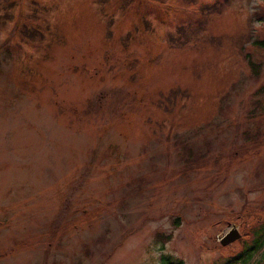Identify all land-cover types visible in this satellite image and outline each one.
I'll use <instances>...</instances> for the list:
<instances>
[{
	"label": "rangeland",
	"instance_id": "374dc122",
	"mask_svg": "<svg viewBox=\"0 0 264 264\" xmlns=\"http://www.w3.org/2000/svg\"><path fill=\"white\" fill-rule=\"evenodd\" d=\"M11 1L0 264H217L237 250L264 219V50L249 45L264 0L210 15L200 6L219 0ZM178 27L192 34L169 44Z\"/></svg>",
	"mask_w": 264,
	"mask_h": 264
},
{
	"label": "trees",
	"instance_id": "16d2710c",
	"mask_svg": "<svg viewBox=\"0 0 264 264\" xmlns=\"http://www.w3.org/2000/svg\"><path fill=\"white\" fill-rule=\"evenodd\" d=\"M186 3H192L194 0H184ZM226 0L214 1L213 3L209 4H203L200 6L201 12L205 15L215 14L218 12V10L221 8L220 6L225 3ZM127 3V2H126ZM13 6V1L11 0H0V10H2V17L5 19L9 18L10 15V7ZM0 16V17H1ZM4 19L2 20V22ZM202 27V24L199 23L197 28ZM176 36H170L167 35V39L169 41V44H172V41H178L180 42L179 45H184L187 42L186 34H192L191 31L187 28H181L178 27L176 30ZM19 37L22 42L30 43L33 40L39 41L36 38L40 37V34L37 30L32 28H27L25 26H21L18 30ZM247 31H244V35L242 38L238 39V45L237 48L240 52V48L242 46V40L247 37ZM181 38H183L181 40ZM195 38V37H194ZM207 40L209 42H216L217 40H211L210 37H207ZM249 45L253 46L257 49L264 50V38L258 39V38H252L249 40ZM244 63L246 68L250 70V73L254 76L257 75L258 66L256 63L252 62L249 59V56H244ZM179 91L178 88H174L169 90L168 96L176 95ZM251 137V136H249ZM255 139V137H253ZM256 145V143H255ZM186 150H189L188 147L185 148ZM190 162V160H188ZM248 234L247 239L244 241H241L239 248L236 250H232L228 254H226L222 261L217 264H264V219L256 220L254 224H251L248 226V230L245 233ZM221 245V244H220ZM160 264H181L180 260L177 261H171L167 257L161 255L160 256ZM215 264V263H214Z\"/></svg>",
	"mask_w": 264,
	"mask_h": 264
},
{
	"label": "water",
	"instance_id": "95a60500",
	"mask_svg": "<svg viewBox=\"0 0 264 264\" xmlns=\"http://www.w3.org/2000/svg\"><path fill=\"white\" fill-rule=\"evenodd\" d=\"M239 236L237 229L232 226L227 231H225L221 237L218 239L219 244L225 245L233 240H235Z\"/></svg>",
	"mask_w": 264,
	"mask_h": 264
}]
</instances>
